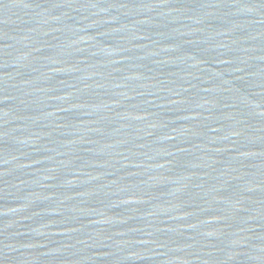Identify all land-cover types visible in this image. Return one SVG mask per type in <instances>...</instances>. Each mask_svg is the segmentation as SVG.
Listing matches in <instances>:
<instances>
[{"label": "water", "instance_id": "1", "mask_svg": "<svg viewBox=\"0 0 264 264\" xmlns=\"http://www.w3.org/2000/svg\"><path fill=\"white\" fill-rule=\"evenodd\" d=\"M0 264H264V0H0Z\"/></svg>", "mask_w": 264, "mask_h": 264}]
</instances>
